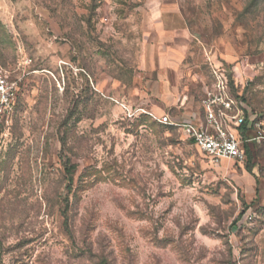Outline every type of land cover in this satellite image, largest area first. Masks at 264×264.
Returning a JSON list of instances; mask_svg holds the SVG:
<instances>
[{"label":"rangeland","instance_id":"obj_1","mask_svg":"<svg viewBox=\"0 0 264 264\" xmlns=\"http://www.w3.org/2000/svg\"><path fill=\"white\" fill-rule=\"evenodd\" d=\"M156 36L181 70L139 69ZM0 65L19 86L0 264H264V0H0ZM216 68L242 103V162L149 114L199 112Z\"/></svg>","mask_w":264,"mask_h":264},{"label":"built area","instance_id":"obj_2","mask_svg":"<svg viewBox=\"0 0 264 264\" xmlns=\"http://www.w3.org/2000/svg\"><path fill=\"white\" fill-rule=\"evenodd\" d=\"M211 76V86L201 100L199 112L186 108L176 119L166 112L149 114L160 124L179 128L211 162L217 164L223 159L242 162L245 159L244 144L249 141L240 130L245 121L242 103L233 96L225 70H211ZM18 90V80L0 65V123L12 114Z\"/></svg>","mask_w":264,"mask_h":264},{"label":"crops","instance_id":"obj_3","mask_svg":"<svg viewBox=\"0 0 264 264\" xmlns=\"http://www.w3.org/2000/svg\"><path fill=\"white\" fill-rule=\"evenodd\" d=\"M150 52L139 61L140 70H181L184 66L185 51L174 52L169 46L168 38L156 36ZM162 83V82H161ZM156 92L168 96V86L162 83L156 85ZM156 93V94H157ZM184 113V112H183Z\"/></svg>","mask_w":264,"mask_h":264},{"label":"trees","instance_id":"obj_4","mask_svg":"<svg viewBox=\"0 0 264 264\" xmlns=\"http://www.w3.org/2000/svg\"><path fill=\"white\" fill-rule=\"evenodd\" d=\"M231 92H232V88H231ZM233 94V92H232ZM233 96L238 100L237 96L233 94ZM241 132L245 135L246 131H247V124L246 121H244V123L242 124V126L240 127ZM244 150H245V144H244ZM246 153V150H245ZM72 168H67L66 169V173H70L72 170Z\"/></svg>","mask_w":264,"mask_h":264}]
</instances>
